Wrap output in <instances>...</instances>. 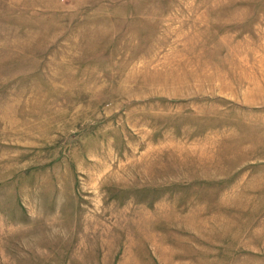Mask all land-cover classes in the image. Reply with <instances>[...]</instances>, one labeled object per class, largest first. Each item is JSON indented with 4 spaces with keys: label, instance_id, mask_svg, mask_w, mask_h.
Instances as JSON below:
<instances>
[{
    "label": "rangeland",
    "instance_id": "obj_1",
    "mask_svg": "<svg viewBox=\"0 0 264 264\" xmlns=\"http://www.w3.org/2000/svg\"><path fill=\"white\" fill-rule=\"evenodd\" d=\"M0 264H264V0H0Z\"/></svg>",
    "mask_w": 264,
    "mask_h": 264
}]
</instances>
